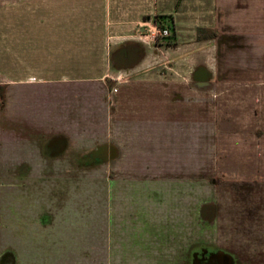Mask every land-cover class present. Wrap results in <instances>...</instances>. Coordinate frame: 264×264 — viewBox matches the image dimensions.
Here are the masks:
<instances>
[{"label":"rangeland","instance_id":"1","mask_svg":"<svg viewBox=\"0 0 264 264\" xmlns=\"http://www.w3.org/2000/svg\"><path fill=\"white\" fill-rule=\"evenodd\" d=\"M213 83L227 92L257 93L211 99L198 81L167 80L158 86L193 88L195 94L193 105L180 102L172 114L155 96L153 81L115 71L109 80L81 84L77 100L73 93L80 87L67 88L72 95L54 124V97L0 80V119L9 125L18 119L12 94L19 89L22 103L34 107L30 114L40 116L34 122L46 123L35 136L17 121L3 128L9 132L3 140L35 138L38 150L27 142L4 144L0 185L21 186L40 203L45 196L50 217L44 222L62 224L43 239L41 232L24 233L26 223L13 222L16 238L0 239V264H188L191 249L206 245L225 248L236 264H264V80ZM228 103L233 106L225 109ZM162 134L164 142H174L163 144V167L172 164L171 171L152 169ZM145 155L148 171H127ZM38 185L45 191L32 192ZM235 186L250 189L251 203L242 191L228 192ZM33 220L42 226L40 214Z\"/></svg>","mask_w":264,"mask_h":264},{"label":"crops","instance_id":"2","mask_svg":"<svg viewBox=\"0 0 264 264\" xmlns=\"http://www.w3.org/2000/svg\"><path fill=\"white\" fill-rule=\"evenodd\" d=\"M156 29L168 30L176 44L156 43L153 39ZM197 29L214 31L216 37L197 41ZM24 65L27 69L20 73ZM115 71L134 73L142 81H153L155 96L172 114L174 106L179 107L180 102L193 105L195 94L193 88L158 86L167 80L198 81L199 88L206 91L204 95L211 99L230 93L252 96L257 91L232 89L227 92L212 85L216 80H238L253 86L264 80V0H0V80L12 81L16 88L32 86L34 91L42 88L44 95L54 97L52 110L57 111L52 120L56 121L54 124H58L63 106H68L67 95H72L68 89L77 91L80 87L79 92L73 93L77 100L82 95L81 84L109 80ZM12 95H16L19 104L14 113L18 117L16 127L30 128L29 134L35 136V130L46 123L34 122L40 116L30 114L34 107L22 103L23 93L19 89ZM238 100L245 102L242 98ZM241 103L233 109H240ZM226 105L225 109L233 106ZM161 119L163 121L162 115ZM15 121L9 125L0 119V156L16 141L27 142L38 150L35 138L15 136L11 142L3 140V135L9 134L4 133L3 128L12 127ZM163 134L158 138L160 149L158 147L156 153L160 157L155 159L154 171L172 169V164L163 167L164 159L167 160L163 144L174 142H164ZM168 138L166 136L165 140ZM262 151L264 153V149ZM39 156L36 154L31 161ZM130 160L133 159L130 157ZM128 168L127 171H148L146 155L139 157L138 166L133 162ZM41 187L38 185L31 191H45ZM231 187L228 192L242 191L245 201L251 203L249 188L242 190L235 186L231 190ZM15 188L18 193L12 194ZM21 191V186L0 185L1 240L16 238L13 222L26 223L24 233L41 232L43 239L52 229H61L59 221L52 226L44 222L46 216L50 217L45 196L40 203L35 201V195L30 197ZM36 213L43 219L42 226L38 224L37 228L33 220ZM224 250L219 252L229 258L234 256Z\"/></svg>","mask_w":264,"mask_h":264},{"label":"flooded vegetation","instance_id":"3","mask_svg":"<svg viewBox=\"0 0 264 264\" xmlns=\"http://www.w3.org/2000/svg\"><path fill=\"white\" fill-rule=\"evenodd\" d=\"M128 65V63L126 62ZM220 250L212 246H201L197 247L190 253L189 263L188 264H234L235 259L232 257H227L223 253L219 252Z\"/></svg>","mask_w":264,"mask_h":264},{"label":"trees","instance_id":"4","mask_svg":"<svg viewBox=\"0 0 264 264\" xmlns=\"http://www.w3.org/2000/svg\"><path fill=\"white\" fill-rule=\"evenodd\" d=\"M215 37H216L215 32L214 31H211V30H207V29H197V31H196V40L197 41L214 39ZM165 40H168V43H166V45H172V46H174L176 44L175 43V37H174V35L165 38ZM194 249H197V247L191 249V251H193ZM191 251H190V253H191ZM190 253H189V257H190Z\"/></svg>","mask_w":264,"mask_h":264},{"label":"built area","instance_id":"5","mask_svg":"<svg viewBox=\"0 0 264 264\" xmlns=\"http://www.w3.org/2000/svg\"><path fill=\"white\" fill-rule=\"evenodd\" d=\"M170 36V33L166 29H156L153 33V39L159 38V39H165Z\"/></svg>","mask_w":264,"mask_h":264},{"label":"water","instance_id":"6","mask_svg":"<svg viewBox=\"0 0 264 264\" xmlns=\"http://www.w3.org/2000/svg\"><path fill=\"white\" fill-rule=\"evenodd\" d=\"M230 259V258H229ZM229 264H230V261H229Z\"/></svg>","mask_w":264,"mask_h":264}]
</instances>
